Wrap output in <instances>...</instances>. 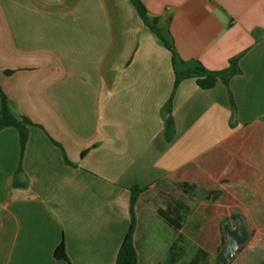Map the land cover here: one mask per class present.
I'll return each instance as SVG.
<instances>
[{"label": "crops", "instance_id": "crops-1", "mask_svg": "<svg viewBox=\"0 0 264 264\" xmlns=\"http://www.w3.org/2000/svg\"><path fill=\"white\" fill-rule=\"evenodd\" d=\"M142 1L183 60L221 70L236 58L242 72L229 86L175 88L171 52L131 0H0V86L35 123L22 155L19 131L0 129V264H68L54 254L62 242L72 264H116L133 186H149L135 205L139 264L154 215L176 231L167 252L191 238L180 200L148 203L165 184L218 191L207 205L228 207L224 194L245 204L232 185L264 165V0Z\"/></svg>", "mask_w": 264, "mask_h": 264}, {"label": "rangeland", "instance_id": "rangeland-1", "mask_svg": "<svg viewBox=\"0 0 264 264\" xmlns=\"http://www.w3.org/2000/svg\"><path fill=\"white\" fill-rule=\"evenodd\" d=\"M232 189L241 194L245 200V204L243 203L240 207L243 212L241 214L225 211L220 213L216 236L211 239L207 247H203L202 242L191 236V238L184 236L183 239H179V246L182 245V248L174 250L173 253L167 252L165 245L171 237L176 238V231L154 215L152 228L147 232L149 249L140 250V263L151 264V262L159 261L161 264H166L167 258L176 257L178 254V264H189L196 257L200 259L199 264H222L217 262L216 256L226 242L224 226L228 224L230 228H234L237 220L242 219L249 232L248 240L239 247L236 254L226 264H264V165H260L252 181L234 184ZM179 200L183 203L182 211L186 225L188 220H201L204 217L205 203L215 202L212 194L201 187L190 189L168 183L165 184L164 189L157 191L154 197H150L148 203L153 207L168 208V205ZM216 207L219 212L225 209L221 205H216ZM164 226H167V229H164ZM201 249L205 250L207 255L200 252Z\"/></svg>", "mask_w": 264, "mask_h": 264}, {"label": "trees", "instance_id": "trees-1", "mask_svg": "<svg viewBox=\"0 0 264 264\" xmlns=\"http://www.w3.org/2000/svg\"><path fill=\"white\" fill-rule=\"evenodd\" d=\"M135 6L139 16L143 22L158 36L162 41L164 46L170 50L172 54V63L175 71V88L178 84L186 78H195L196 83L199 87L203 89L213 88L216 83L221 80L226 86H229L230 78L233 75L240 74L242 72L238 65V60L233 58L230 60V64L227 68L221 70H211L206 68L202 62L199 60H183L174 45V42L170 37L164 34L159 27L160 17L151 16L145 3L142 0H131ZM0 97H1V111H0V129L12 126L19 131L20 135V145H21V155L23 154L29 134V127L35 125V123L27 117H17L15 116L9 106L8 97L0 86ZM229 98L232 105L233 117L236 115V104L233 98L232 92L229 89ZM164 117H165V136L168 140H171L175 134V122L172 115L171 99L167 102L164 107ZM264 119V115L262 117ZM237 171H233L227 178L229 180L237 181L239 179L245 178L250 179L252 176L247 173L241 176L240 173L236 174ZM203 184V182H202ZM207 188V186H204ZM149 186L139 187L133 186L130 188L131 198H130V212H131V223L129 229L122 241L120 250L117 254L116 264H139L138 251L134 242V230L136 225L135 219V205L138 201V197L141 193L146 191ZM214 193V197L219 196V192L210 191ZM221 202L228 205L222 211H218L217 207L214 205L203 206L204 217L198 222H189L185 226V233L192 238L202 242L203 247H207L211 239L216 236V231L219 223L220 213L230 212L240 214L243 209L239 207V199H235L231 195L224 194L220 198ZM160 215L174 228L178 229L182 227L181 219L174 216V213L166 211L163 209H158ZM204 255L207 252L203 249L200 250ZM55 256L59 259L65 260L68 264H72L67 257L66 248L64 242H62L55 250ZM200 259L198 257L194 258L189 264H199ZM217 262H219L217 260Z\"/></svg>", "mask_w": 264, "mask_h": 264}, {"label": "water", "instance_id": "water-1", "mask_svg": "<svg viewBox=\"0 0 264 264\" xmlns=\"http://www.w3.org/2000/svg\"><path fill=\"white\" fill-rule=\"evenodd\" d=\"M224 232L226 242L223 249L216 256V259L222 264H226L249 237L248 229L242 219L237 220L234 228H230L228 224H225Z\"/></svg>", "mask_w": 264, "mask_h": 264}]
</instances>
